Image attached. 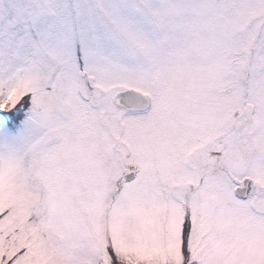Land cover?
Returning <instances> with one entry per match:
<instances>
[{
    "label": "snow or ice",
    "instance_id": "6c2138e0",
    "mask_svg": "<svg viewBox=\"0 0 264 264\" xmlns=\"http://www.w3.org/2000/svg\"><path fill=\"white\" fill-rule=\"evenodd\" d=\"M0 264H264V0H0Z\"/></svg>",
    "mask_w": 264,
    "mask_h": 264
}]
</instances>
